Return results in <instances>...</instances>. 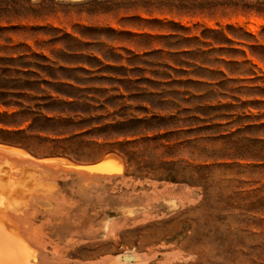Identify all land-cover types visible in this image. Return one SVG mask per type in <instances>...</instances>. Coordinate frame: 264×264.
Returning a JSON list of instances; mask_svg holds the SVG:
<instances>
[{
	"label": "rangeland",
	"instance_id": "rangeland-1",
	"mask_svg": "<svg viewBox=\"0 0 264 264\" xmlns=\"http://www.w3.org/2000/svg\"><path fill=\"white\" fill-rule=\"evenodd\" d=\"M1 218L8 264H264V0H0Z\"/></svg>",
	"mask_w": 264,
	"mask_h": 264
},
{
	"label": "bare ground",
	"instance_id": "bare-ground-1",
	"mask_svg": "<svg viewBox=\"0 0 264 264\" xmlns=\"http://www.w3.org/2000/svg\"><path fill=\"white\" fill-rule=\"evenodd\" d=\"M253 20H255V19L253 18ZM258 21H259V20H258ZM52 162H53V161H52ZM50 163H51V162H50ZM3 215H4V214H3ZM4 216H5V215H4ZM23 216H24V215H23ZM7 218H8V217H7ZM25 218H26V216H25ZM1 219H2V218H1ZM1 219H0V220H1ZM23 219H24V217H23ZM9 220H10V219H9ZM3 221H5V220L2 219L0 222L2 223ZM1 223H0V224H1ZM4 223H5V224H4ZM4 223H2V225H5L4 227H5V229L7 230V232H6V231H5V232H6V233H9V232H8L9 230L7 229V228H9V227L6 228V222H4ZM10 223H11V222H10ZM8 224H9V223H8ZM0 226H1V225H0ZM9 226H10V228L13 227V226H11L10 224H9ZM14 226H15V225H14ZM16 226H17V224H16ZM18 226H20V225L18 224ZM18 226H17V227H18ZM14 228H15V227H13V230H14ZM18 228H19V227H18ZM5 229H4V230H5ZM4 230H3V232H4ZM15 230H16V229H15ZM17 230H18V229H17ZM23 230H24V229H23ZM20 231H21V230H20ZM5 232H4V233H5ZM17 232H18V231H17ZM1 233H2V232H1ZM12 233H13V232H12ZM12 233H11V235H12ZM15 233H16V231H15ZM18 234H19V233H18ZM5 235H6V234H5ZM11 235L6 236V238L8 237V239H10V238H11V237H10ZM14 236L16 237V234H14ZM14 236H12V238H13ZM3 237H4V236H3ZM15 237H14L13 239L11 238L12 240H10V241H12V242H11L12 246H15V245H13V242L15 243V241H14V240L16 239ZM4 238H5V237H4ZM2 239H3V238H2ZM20 239H21V238H19V236H17L16 241H17V240L19 241ZM0 241H1V240H0ZM7 241H8V240H7ZM18 241H17V242H18ZM17 242H16L15 244H17ZM20 242H22V240H20ZM2 243H3V242H2ZM6 244H7V243H6ZM21 244H22V243H20V245H21ZM9 246H10V245H9ZM17 246H18V245H17ZM4 249H5V248H4ZM7 249L9 250L10 248H7ZM17 250H18V249H17ZM20 251L22 252V250H20ZM20 251L17 252V253L20 254ZM0 252H1V251H0ZM28 255H29V254H28ZM15 256H16V255H15ZM9 257H10V254H9V255L7 254V256H6V255H2V256H0V264H8V262H9ZM20 257H21V256H20ZM26 257H27V255H26ZM29 258H30V256H29ZM29 258H28V259H29ZM12 259H14V260L16 261L15 258H12ZM28 259H26V261H28ZM23 260H24V258H23ZM29 261H30V259H29ZM29 261H28V263H29ZM28 263H27V264H28ZM10 264H11V263H10ZM12 264H24V261L19 260V261H17L16 263H12ZM25 264H26V263H25Z\"/></svg>",
	"mask_w": 264,
	"mask_h": 264
},
{
	"label": "water",
	"instance_id": "water-1",
	"mask_svg": "<svg viewBox=\"0 0 264 264\" xmlns=\"http://www.w3.org/2000/svg\"><path fill=\"white\" fill-rule=\"evenodd\" d=\"M102 162V161H101ZM100 162V163H101ZM100 163H98V164H100ZM97 164V165H98ZM134 260V257L133 256H131V255H123L122 256V261H124V262H126V263H130V262H132Z\"/></svg>",
	"mask_w": 264,
	"mask_h": 264
},
{
	"label": "crops",
	"instance_id": "crops-1",
	"mask_svg": "<svg viewBox=\"0 0 264 264\" xmlns=\"http://www.w3.org/2000/svg\"><path fill=\"white\" fill-rule=\"evenodd\" d=\"M56 80V79H55ZM61 85V84H60ZM59 94H61V92H59ZM49 99H52V98H49Z\"/></svg>",
	"mask_w": 264,
	"mask_h": 264
}]
</instances>
